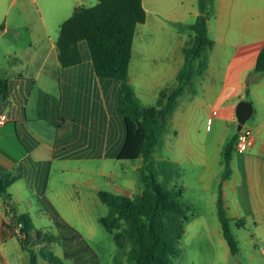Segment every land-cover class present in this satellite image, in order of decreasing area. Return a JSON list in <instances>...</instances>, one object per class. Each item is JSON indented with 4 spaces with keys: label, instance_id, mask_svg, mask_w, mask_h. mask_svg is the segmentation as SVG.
Masks as SVG:
<instances>
[{
    "label": "crops",
    "instance_id": "0c3cea01",
    "mask_svg": "<svg viewBox=\"0 0 264 264\" xmlns=\"http://www.w3.org/2000/svg\"><path fill=\"white\" fill-rule=\"evenodd\" d=\"M143 6L147 14L144 24L148 23L150 11L154 16L152 19L154 26L163 27L167 20L185 21V12L179 14L172 12L166 16L151 0H143ZM75 8H72L70 0H65L60 6L49 9L47 13L52 19L54 17L57 19L60 29L61 24L71 17ZM22 10L24 17L31 13L25 7ZM240 10L238 9V15L237 12H233L232 26L236 27L238 22V27L244 28L251 21L249 27L262 31L257 33L256 39L237 41L220 37L211 38L215 44L210 52L208 70L203 77L197 78L196 82L197 85L198 83L204 85L206 77L210 79L211 84L212 80H220V89L210 100L205 98L201 100L199 92L195 96L189 94L186 98L187 105H198V109L206 111L208 118L205 131L209 134L215 127L214 137L210 141L206 139L198 143L195 139L196 132L191 125L194 124L192 121L200 118L190 117L189 114L183 116L184 113L178 111L173 118L176 129L173 127L172 134L177 140L184 142L185 150L191 155L194 166L198 164V176L194 178L197 184L211 193L216 189L218 192H215L219 193L221 188L224 207L227 215L233 216L231 219L242 220L252 217L254 220L264 221V75L254 73L258 55L264 45V0L260 6L244 12L247 18L244 25H239L243 20ZM221 11L215 19L221 20L220 29L224 31L225 19L222 15L224 11L222 9ZM193 13L197 19L199 12ZM10 29L16 36V39H12L14 45L24 41V37L32 38L35 34L34 40L38 44H49L50 50L33 53L30 44L27 48L29 52H25L24 48L14 53L11 59L15 64L3 69L4 77L0 78V82L8 79L10 88L8 100L0 111L1 114L8 116L5 125L0 126V174L12 172L18 175L19 179L13 184L15 185L18 181L26 179L27 168L32 170L34 180L31 179L30 183L29 179H26L31 191L30 196L37 202L43 200L53 205L47 196L46 171L49 166L58 162L68 166L71 161L79 164L83 161L104 163L110 159L118 160V153L125 140L124 122L117 112L120 85L115 80L97 76L85 42L79 45L83 56L81 64L69 68L62 67L56 51L58 36L57 38L49 36L43 18L36 31L28 20L21 25L8 26L5 30L3 26L0 28L4 32ZM209 34L211 37L210 31ZM192 35L174 49L177 57L166 63L171 72L162 75L168 77L173 74L172 79L175 83L171 88L175 86L177 74L184 64L183 49ZM29 40V43H32L33 39ZM221 44L227 46L234 44L235 48L232 53L214 51ZM140 56L138 59L142 62ZM154 66H150V72L148 68L137 65L134 69L131 60L130 84L133 86L130 72L138 74L141 80H147L153 72L155 75L158 73L157 65ZM134 89L139 98L140 95L149 96L150 93L154 97L166 88L155 89V86L150 88L142 84L139 89L135 87ZM210 89L211 86L207 84L205 91L208 92ZM243 100L250 101L254 108L252 123L248 127L252 131L253 144L246 152L234 154L231 176L224 180L223 152L226 144L238 132L236 105ZM14 127L26 150L16 142ZM75 140L83 142L85 149L74 147ZM173 163L178 166L177 163ZM42 165L47 167L46 170L42 169ZM40 172H45L44 181L38 178L37 174ZM10 189L8 199L0 197V243L15 237L5 226V223L11 221V209L18 208L13 203ZM114 189L117 194L129 196L127 187L117 184ZM241 207L248 213L245 218H242L244 214L238 211ZM18 209L16 212L20 215ZM17 240L19 241L18 238ZM0 261L7 264L6 259L1 256Z\"/></svg>",
    "mask_w": 264,
    "mask_h": 264
},
{
    "label": "rangeland",
    "instance_id": "374dc122",
    "mask_svg": "<svg viewBox=\"0 0 264 264\" xmlns=\"http://www.w3.org/2000/svg\"><path fill=\"white\" fill-rule=\"evenodd\" d=\"M65 0H0V28L12 25H21L25 21L32 23L34 31L41 24L42 18L47 24L48 34L51 38H57L59 32V22L54 17L52 19L47 11L53 7H58ZM72 8L80 6H93L96 0H70ZM155 6L161 8L162 14L169 15L174 13H184L185 21L176 22L167 20L164 26H154L152 19L154 16L149 12L147 24L139 25L134 39V48L132 52L133 68L135 66L148 68L150 66L158 67V73L155 75L152 70V76L147 80H141L140 76L130 72V79L135 88L143 84L144 87L153 86L162 88H171L174 85L173 74L168 77L163 76L165 72H171L166 64L173 57L176 58L174 49L189 39L193 34L189 26L195 23V11L199 12V0H151ZM214 14L208 21V29L211 38L217 39H256L257 33L262 30L249 27L251 21L247 23L245 11L253 10L254 7L263 4V0H213ZM28 9L31 13L24 17L21 9ZM222 13L223 22L225 23L224 31H221V20L215 19ZM240 10V16H243L241 24L246 26H232V14ZM253 16V13L251 14ZM222 22V23H223ZM0 30V78L4 75L3 69L10 64L14 53L19 50L27 49L31 44L33 53H40L43 50H50L49 44H38L35 34L32 38L24 37V41L14 45L12 39H16L12 29L7 32ZM33 39L32 43H29ZM235 45H218L214 51H226L232 53ZM88 51V47L86 48ZM139 55L143 61L139 62ZM140 56V57H141ZM148 59V61H145ZM143 78V77H142ZM207 81L202 85L198 83L197 90L200 99L210 100L213 94L220 89V80H212L206 77ZM207 84L211 86L210 91L206 92ZM136 90V89H135ZM159 95V94H158ZM158 95L153 94L140 95L139 100L142 105H155ZM189 93L182 97L179 107L176 111L189 114L190 117L200 118L192 121L191 127L195 130V139L198 143L208 139L210 141L215 134V127L209 134L205 129L207 126L206 111L198 109V105H187L186 98ZM176 112L174 114V117ZM173 117V118H174ZM252 118L245 124L250 127ZM174 119L169 124L167 133L164 136V146L155 151L156 160H168L178 164L177 173L174 176V184L181 186L183 189L182 200L188 209V220L185 223V234L180 242L183 251L182 256L176 261V264H264V221L246 218L240 220L231 219L230 229L238 241V252L233 255L229 251L228 244L223 236L222 226L218 215V189L214 192L207 191L200 187L194 180L198 176V164L196 166L191 155L185 150L184 142L177 140L172 130ZM198 128V131H197ZM193 139V143L196 142ZM74 147L85 149L83 142L74 141ZM142 160H106L104 163L83 161L77 164L75 161L66 164L58 162L49 166L46 171L48 176L47 196L52 201L55 210L59 213L61 225L57 226L51 219L49 208L37 202L31 195L30 187L26 179H33V171L26 169V179L18 181L10 189L13 195V203L18 206L15 210L20 214H30L33 224L38 230L48 233H54L60 237L59 243L46 245L43 249L44 254L51 252L63 264H131L127 261L126 256H122L115 244L113 235L110 234L100 223L101 217L108 213V207L99 197L100 191H107L117 194L116 185H122L129 189V197L139 194L143 189L141 179L140 165ZM31 166V164H29ZM45 166L42 165V169ZM38 178L44 181L45 172L37 174ZM191 180L189 181V178ZM34 180V179H33ZM31 183V182H30ZM218 188V187H217ZM36 201V202H35ZM39 203V204H38ZM1 206V203H0ZM41 211V212H40ZM244 214L242 218L248 216L245 208L239 209ZM245 216V217H244ZM64 224V225H63ZM22 238V235H19ZM31 250H35L38 256V264H51L45 260L42 254L38 252L40 246L32 247L25 245L24 248L16 237L10 238L7 242L0 243V256L5 258L7 264H30ZM66 254L69 256L67 257ZM0 264L2 262L0 261Z\"/></svg>",
    "mask_w": 264,
    "mask_h": 264
},
{
    "label": "trees",
    "instance_id": "16d2710c",
    "mask_svg": "<svg viewBox=\"0 0 264 264\" xmlns=\"http://www.w3.org/2000/svg\"><path fill=\"white\" fill-rule=\"evenodd\" d=\"M93 6H79L59 29L56 51L62 67L81 64L83 56L79 45L89 48L99 78L119 83L117 112L125 126V140L118 160H142L140 167L143 189L132 197L100 191L99 197L108 207L100 223L113 235L120 255L131 264H176L182 256L181 239L185 234L188 209L182 200L183 189L174 184L176 165L168 160H156L155 151L164 146V136L179 107L182 97L197 95V78L208 70L210 52L215 42L208 30V21L214 14L213 0H199V15L189 28L193 35L183 49L184 64L177 74L173 88L159 92L155 105L143 106L129 82L134 38L137 27L146 22L143 0H96ZM2 28V27H1ZM255 74L264 75V45L258 55ZM9 81L0 82V111L9 97ZM1 114V113H0ZM16 142L26 150L13 129ZM239 132L226 144L223 152V179L231 176V163L236 151ZM4 149V148H3ZM8 152L6 149H4ZM19 179L12 172L0 174V197L9 198L10 187ZM49 208L51 219L57 226L61 217L51 203L41 202ZM218 215L223 236L231 254L238 252V241L230 229V221L219 189ZM64 225V224H63ZM5 226L21 245L40 246L38 253L51 264H63L46 245L59 243L54 233L38 230L30 214L18 215L11 209V221ZM22 235V238L19 237ZM68 257L69 255L66 254ZM30 264H38L35 250H31Z\"/></svg>",
    "mask_w": 264,
    "mask_h": 264
},
{
    "label": "built area",
    "instance_id": "2783aa9c",
    "mask_svg": "<svg viewBox=\"0 0 264 264\" xmlns=\"http://www.w3.org/2000/svg\"><path fill=\"white\" fill-rule=\"evenodd\" d=\"M8 121V116L6 114H0V126L5 125ZM252 131L250 128L243 126V129L239 132L237 142H236V151L239 153L246 152L250 146H252Z\"/></svg>",
    "mask_w": 264,
    "mask_h": 264
},
{
    "label": "water",
    "instance_id": "95a60500",
    "mask_svg": "<svg viewBox=\"0 0 264 264\" xmlns=\"http://www.w3.org/2000/svg\"><path fill=\"white\" fill-rule=\"evenodd\" d=\"M254 108L253 104L250 101H240L236 105V119L238 123L237 130L240 132L243 129V126L248 120L253 116Z\"/></svg>",
    "mask_w": 264,
    "mask_h": 264
}]
</instances>
